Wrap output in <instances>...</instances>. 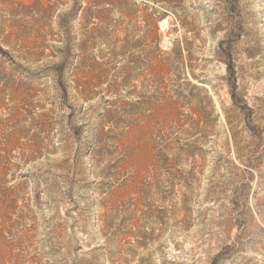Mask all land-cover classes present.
<instances>
[{
	"label": "rangeland",
	"instance_id": "rangeland-1",
	"mask_svg": "<svg viewBox=\"0 0 264 264\" xmlns=\"http://www.w3.org/2000/svg\"><path fill=\"white\" fill-rule=\"evenodd\" d=\"M0 264H264V0H0Z\"/></svg>",
	"mask_w": 264,
	"mask_h": 264
}]
</instances>
